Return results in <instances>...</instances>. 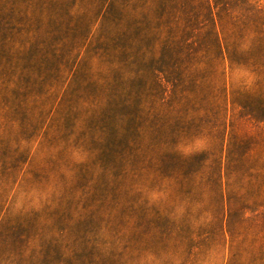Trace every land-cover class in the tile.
<instances>
[{"label":"rangeland","instance_id":"rangeland-1","mask_svg":"<svg viewBox=\"0 0 264 264\" xmlns=\"http://www.w3.org/2000/svg\"><path fill=\"white\" fill-rule=\"evenodd\" d=\"M155 2L0 0V264H264V62L178 82Z\"/></svg>","mask_w":264,"mask_h":264},{"label":"trees","instance_id":"trees-1","mask_svg":"<svg viewBox=\"0 0 264 264\" xmlns=\"http://www.w3.org/2000/svg\"><path fill=\"white\" fill-rule=\"evenodd\" d=\"M154 4L161 7V11H167L163 13L162 17L154 19V29L161 19L165 20V15L169 18L170 26L172 28L168 33V40H163L160 61L162 64L167 65L171 63L174 66V70L171 72L166 68L165 73L167 75H174L177 77V81L184 80V74H192L194 69L193 61L200 60L202 63L211 65L212 68L216 66V62H219V66H224L226 63L229 66H244L245 62L250 63L251 60L264 62V12L257 9L252 0H200L195 2L194 0H156ZM207 8L208 24L202 26L198 13L200 9ZM119 11L122 9L118 8ZM115 6L112 7V11H117ZM158 10V9H157ZM236 12L234 16V29L228 34L225 30L219 31L221 28V14ZM160 16V14H159ZM144 16H141V18ZM119 24L123 21L119 19ZM163 24V23H161ZM161 24L158 23L160 26ZM165 24L167 21L165 20ZM130 27V25H128ZM169 29V28H168ZM252 35L249 39L248 47L246 49L240 48V41L245 38H249L248 35ZM156 30H154V39ZM226 36V37H225ZM159 38V35H157ZM156 41V40H155ZM156 53L154 54V56ZM49 61V59H47ZM183 67V71H182ZM194 97V93L181 96H175L180 103H190L191 97ZM205 96H203L204 99ZM210 104V103H208ZM207 104V105H208ZM119 142V139H117ZM233 154L227 152L223 157L212 153L210 150L202 151L198 154H192L188 158L179 156L175 157V162L179 167H188L196 164V159L202 165L205 163H211L210 180L215 186H218V182H221L222 168L225 166V159L229 160ZM206 157L207 161H202V158ZM210 159V160H209ZM198 164V163H197ZM159 213V212H158ZM3 230L0 227V237ZM16 238V237H15ZM18 242L24 241V239L16 238ZM21 240V241H20ZM41 248L38 251V255H41V259L38 264H46V253L43 250L41 254ZM10 255L13 253L12 249L7 250ZM31 252H35L33 249ZM17 256L24 258V255L17 251Z\"/></svg>","mask_w":264,"mask_h":264}]
</instances>
